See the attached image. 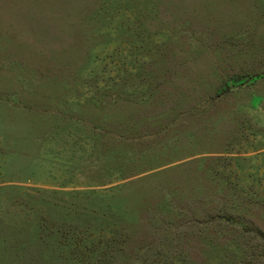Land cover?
Wrapping results in <instances>:
<instances>
[{
	"label": "rangeland",
	"instance_id": "1",
	"mask_svg": "<svg viewBox=\"0 0 264 264\" xmlns=\"http://www.w3.org/2000/svg\"><path fill=\"white\" fill-rule=\"evenodd\" d=\"M0 264H264V0H0Z\"/></svg>",
	"mask_w": 264,
	"mask_h": 264
}]
</instances>
